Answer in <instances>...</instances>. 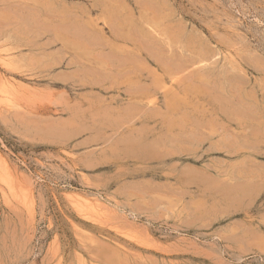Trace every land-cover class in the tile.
<instances>
[{
	"label": "rangeland",
	"instance_id": "374dc122",
	"mask_svg": "<svg viewBox=\"0 0 264 264\" xmlns=\"http://www.w3.org/2000/svg\"><path fill=\"white\" fill-rule=\"evenodd\" d=\"M0 264H264V0H0Z\"/></svg>",
	"mask_w": 264,
	"mask_h": 264
}]
</instances>
